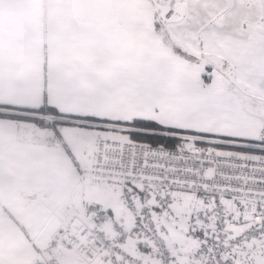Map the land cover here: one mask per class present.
Wrapping results in <instances>:
<instances>
[{
    "label": "snow or ice",
    "instance_id": "obj_1",
    "mask_svg": "<svg viewBox=\"0 0 264 264\" xmlns=\"http://www.w3.org/2000/svg\"><path fill=\"white\" fill-rule=\"evenodd\" d=\"M0 264H264V0H0Z\"/></svg>",
    "mask_w": 264,
    "mask_h": 264
}]
</instances>
